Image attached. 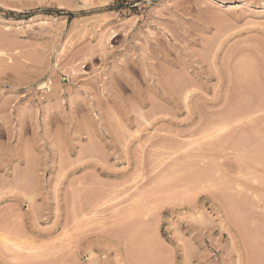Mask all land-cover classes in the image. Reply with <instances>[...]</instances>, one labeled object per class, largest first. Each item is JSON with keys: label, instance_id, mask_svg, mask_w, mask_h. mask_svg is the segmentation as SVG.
Returning a JSON list of instances; mask_svg holds the SVG:
<instances>
[{"label": "rangeland", "instance_id": "rangeland-1", "mask_svg": "<svg viewBox=\"0 0 264 264\" xmlns=\"http://www.w3.org/2000/svg\"><path fill=\"white\" fill-rule=\"evenodd\" d=\"M257 100L264 0H0V264H264Z\"/></svg>", "mask_w": 264, "mask_h": 264}, {"label": "bare ground", "instance_id": "bare-ground-1", "mask_svg": "<svg viewBox=\"0 0 264 264\" xmlns=\"http://www.w3.org/2000/svg\"><path fill=\"white\" fill-rule=\"evenodd\" d=\"M244 74H246V73H244ZM240 76H241V75H240ZM243 76H244V75H243ZM247 76H248V75H247ZM252 77H253V76L251 75V78H252ZM241 78H242V77H241ZM247 78H249L248 81L251 80V79H250V76H248ZM254 78H255V77H253L252 79H254ZM256 78H257V77H256ZM256 78H255L254 80H256ZM240 82H241V81H240ZM245 82H247V81H245ZM251 82H254V81H251ZM41 87H44V88H47V89L50 88V86H49V84H48L47 82L43 83V84L41 85ZM186 90H187V89H186ZM187 93H188V92H187ZM185 95H187V94H184V97H186ZM239 96H240V95H239ZM239 96H238V97H239ZM243 97H244V96H243ZM230 98H231V97H230ZM258 98H260V97H257V98H255V99H258ZM185 99H186V98H185ZM234 99H235V98H234ZM234 99H233V100H234ZM247 99H248V98H247ZM251 99H254V98H251ZM260 99H261V98H260ZM238 100H239V99H238ZM238 100H237V101H238ZM245 100H246V99H245ZM235 101H236V100H235ZM235 101H234V102H235ZM237 101H236L235 103H238L240 100H239L238 102H237ZM241 101H242V100H241ZM251 101H252V100H251ZM257 101L259 102V100H257ZM260 101H261V100H260ZM262 101H264V100H262ZM262 101H261V103H260V102H259V103L257 102V103H258L259 105H260V104L262 105ZM230 102H231V101H230ZM242 102H243V101H242ZM255 102H256V101H255ZM255 102L253 101L252 104H253V103L256 104ZM228 103H229V102H228ZM243 103H246V102L244 101ZM243 103H242V104H243ZM249 103H250V102H249ZM231 104H233V102H232ZM242 104L239 103V106H238V107L236 106V107L239 109V107H240ZM258 104H257V105H258ZM233 105H234V104H233ZM236 105H237V104H236ZM246 105H248V103H247V104H244V106H246ZM227 106H228V105H227ZM242 106H243V105H242ZM244 106H243V107H244ZM262 106H263V105H262ZM233 107H234V106H233ZM233 107H232V109H234ZM247 107H249V106H247ZM253 107H254V106H253ZM255 107H256V106H255ZM255 107H254L253 109H255ZM257 107H258V106H257ZM228 108H229V106H228ZM228 108H227V110H228ZM237 108H236V109H237ZM242 109H243V108H242ZM248 109H249V108H248ZM251 109H252V108H251ZM225 110H226V109H225ZM225 110L223 109V112H224ZM245 110H246V114H245V115H247V114H248V113H247V109L245 108ZM245 110H243V111H245ZM257 110H258V108H257ZM257 110H256V111H257ZM259 110H261V108H260ZM228 111H229V110H228ZM232 111H233V110H232ZM251 111H252V110H251ZM251 111H250V112H251ZM254 111H255V110H254ZM261 111H262V110H261ZM230 112H231V111H230ZM233 112L236 113V115H237V112H238V111L235 112V110H234ZM248 112H249V110H248ZM250 112H249V114H250ZM226 113H227V112H225V114H226ZM240 113H242V112H240ZM244 113H245V112H244ZM244 113H243V114H244ZM225 114H223V115H219V117H222V118H220V119L223 120V117H224ZM249 114H248V115H249ZM227 115H229V114L227 113ZM236 115H235V116H236ZM232 116H233V118H234V114H232ZM227 117H228V116H227ZM227 117H224V120H225V119L227 120ZM229 117H230V115H229ZM229 117H228V118H229ZM237 117H238V116H237ZM241 117H242V116H241ZM230 118H231V117H230ZM233 118H232V119H233ZM238 118H239V117H238ZM217 119H218V118H217ZM220 119H219V120H220ZM219 120H218V122H221V121H222V120H221V121H219ZM237 120H238V119H237ZM210 121H211V120H210ZM210 121H209V122H210ZM206 122H207V121H206ZM211 122H213V121H211ZM215 122H216V121H215ZM227 122H228V121H227ZM206 124H207V125H211V124H208V123H206ZM212 124H213V123H212ZM204 125H205V123H204ZM204 125H203V126H204ZM207 125H205V127H207ZM221 125H222V123H221ZM211 126H213V125H211ZM211 126H210V128H211ZM224 126H225V125H224ZM203 128H204V127H203ZM208 128H209V126H208ZM210 128H209V129H210ZM213 128H214V127H213ZM221 128H222V127H221ZM215 129H216V128H215ZM222 129H223V128H222ZM224 129H225V128H224ZM226 129H227V128H226ZM226 129H225V130H226ZM205 130H206V129H205ZM207 130H208V129H207ZM211 130H212V129H211ZM211 130H210V131H211ZM200 132H201V131H200ZM210 133H211V132H210ZM216 134H217V133H216ZM201 135H202V134H201ZM201 135H200V136H201ZM203 135H204V134H203ZM214 135H215V134H214ZM214 135H213V136H214ZM202 137H203V136H202ZM214 137H215V136H214ZM211 138H212V136H211ZM203 140H204V139H203ZM207 140H208V139H207ZM211 180H212V179H211ZM211 180L209 181V183L212 182ZM216 180H217V179H216ZM204 182H205V181H204ZM214 182H215V180H214ZM201 183H202V180H201ZM203 184H204V183H203ZM188 185H190V184H188ZM186 187H187V185H186ZM190 187H193V185H190ZM212 187H213V186H212ZM214 187H215V186H214ZM180 189L182 190V192H180V193L183 194V196H181V197H183V198H184V194L186 195L185 191H186V192H190V191H189V188H186L185 191H184L185 188H183V187H181ZM187 189H188V191H187ZM190 190L193 191V188L190 189ZM183 191H184V192H183ZM194 191H195V190H194ZM194 191H193V192H194ZM187 194H189V193H187ZM190 194H191V192H190ZM190 194H189V195H190ZM197 213H199V212H197ZM198 215H199V214H198ZM3 234H4V233H3ZM2 237H3V236H2V234H1V236H0V238H1L0 240H1V241H3V240H2V239H3ZM4 237H5V236H4ZM5 239H7V238L5 237ZM5 239H4V240H5ZM9 239H10V238H9ZM7 241H8V240H7ZM7 241H5V242H7ZM10 241L12 242V240H9L8 242H10ZM13 241H14V240H13ZM14 243H16V242H14ZM20 243H21V242H20ZM9 244H10V243H9ZM16 244H17V243H16ZM21 244H22V243H21ZM5 245H6V244H4V246H5ZM11 245H15V244H13V242H12ZM11 245H10V246H11ZM22 245H23V244H22ZM12 247H13V246H12ZM12 247H10V249H11ZM16 247H17V249H16L17 251L15 250V253H16V252L18 253L19 250H21V249L18 250V245H17ZM16 247H15V248H16ZM24 247H26V246H24ZM24 247H23V248H24ZM5 248H6V247H5ZM15 248H14V249H15ZM20 248H21V247H20ZM28 248H29V247H28ZM7 249H8V248H7ZM12 249H13V248H12ZM24 249H25V248H24ZM26 249H27V248H26ZM21 251H22V250H21ZM13 252H14V251H13ZM13 252H12V253H13ZM22 252L24 253V251H22ZM20 253H21V252H20ZM25 253H26V252H25ZM25 253H24V254H25ZM26 254H28V252H27ZM20 255H21V254H20ZM20 255H19V256H20ZM33 255H34V254H33ZM15 256H16V255H15ZM24 257H25V255H23L21 258L24 259ZM29 257H30V255H29ZM31 257H32V254H31ZM33 257H35V256H33ZM36 257H37V256H36ZM12 258H15V260H21V259H16V257H14V255H13ZM18 258H19V257H18ZM25 258H27V256H26Z\"/></svg>", "mask_w": 264, "mask_h": 264}]
</instances>
